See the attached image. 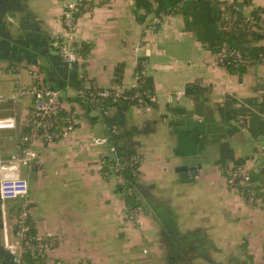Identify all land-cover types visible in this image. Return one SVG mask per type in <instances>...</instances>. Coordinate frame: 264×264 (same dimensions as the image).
<instances>
[{
  "label": "crops",
  "instance_id": "crops-1",
  "mask_svg": "<svg viewBox=\"0 0 264 264\" xmlns=\"http://www.w3.org/2000/svg\"><path fill=\"white\" fill-rule=\"evenodd\" d=\"M62 1L0 0V95L30 85L37 72L60 90V116L71 113L75 124L68 138L37 144V167L22 170L31 228L54 241L45 264H264V200L246 203L214 164L226 145L234 160L264 169V133L252 123L253 116L264 120V66L222 68L186 30L175 3L198 2L209 16L208 0H106L76 16L73 47L80 57L68 66L59 55ZM247 3L264 9V0ZM157 18L154 32H146ZM138 61L147 65L153 91L147 106H112L101 123L77 100L81 76L102 88L131 89ZM30 109L28 99L3 103L0 116L19 121ZM186 118L207 120L205 127L214 121L203 157L202 150L195 157L175 155L173 126ZM113 128L118 149L140 157L134 179L101 173L107 148L91 139ZM21 132L19 125L1 132L4 156L14 152ZM126 184L135 187L144 210L139 227L124 220ZM15 211L12 203L0 206V264H12L4 244H15Z\"/></svg>",
  "mask_w": 264,
  "mask_h": 264
},
{
  "label": "built area",
  "instance_id": "built-area-1",
  "mask_svg": "<svg viewBox=\"0 0 264 264\" xmlns=\"http://www.w3.org/2000/svg\"><path fill=\"white\" fill-rule=\"evenodd\" d=\"M223 4L221 13L222 30L228 32L233 25L244 29L245 33H255L264 37V9H255L250 3L243 0H214ZM106 0H63L62 23L64 37L59 47V55L62 62L68 66L75 64L80 53L73 47L75 39V18L77 15L89 13L94 7L101 5ZM176 8L179 3H175ZM162 18V15L159 16ZM241 18V24L238 23ZM159 18L151 22L146 32L153 33L159 25ZM235 27V28H236ZM215 62L222 68H244L246 71L255 66H264V55L258 59H252L244 55L238 49L228 47L225 44L214 55ZM133 76V88H140L134 94H127L129 90L114 85L102 88L89 81L84 76L79 78L76 89V98L82 104L89 106L98 118L105 123L108 118L111 104L120 101L141 104L145 99L153 101L154 96L146 90H141L143 82L148 76V67L143 61L136 63ZM11 70H14L11 68ZM14 72V71H13ZM32 83L28 86L18 85L7 96L0 95V105L3 103L17 104L22 100H30L31 109L21 119L14 116H0V206L4 210L7 203H16V211L13 215V234L15 244L5 240L4 248L9 249L12 264H26L25 256L37 261V264H45L48 249L54 241L40 234L30 235V217L32 200L29 195L28 182L22 176V170H34L37 167L38 154L36 145L50 146L55 142L64 140L74 131V119L72 114L66 112L61 117L62 102L60 90L50 86L37 72L32 74ZM22 132L19 135L14 152L6 157L3 154L1 144V132L15 130L17 126ZM116 130L113 128L109 134L102 137H94L92 143L98 147L107 148L106 158L102 162L101 173L104 177L128 176L134 179L140 172V157L136 154H126L120 151L114 144L113 136ZM258 173L257 167L250 164L229 166L224 172L226 186L249 205L262 204L264 200V176L255 180L254 174ZM126 209L125 222L132 227L142 225L140 216L143 207L138 203L136 189L131 184L124 187ZM128 197L138 205H131ZM63 264V263H58Z\"/></svg>",
  "mask_w": 264,
  "mask_h": 264
},
{
  "label": "trees",
  "instance_id": "trees-1",
  "mask_svg": "<svg viewBox=\"0 0 264 264\" xmlns=\"http://www.w3.org/2000/svg\"><path fill=\"white\" fill-rule=\"evenodd\" d=\"M136 4H142L144 0H134ZM177 1V0H175ZM247 2V0H243ZM179 3V2H178ZM209 3V16L205 13L204 9L199 5L198 2L191 1L186 6L180 8L177 7L178 13L184 15L186 19V30L194 31L197 35L199 42L202 46L215 55L219 49L225 44L228 47H233L238 49L244 55L252 59H258L260 56L264 55V44L260 43L264 41V37L258 36L255 33L248 34L245 33L244 29L239 26L233 25L230 31L224 32L222 30L221 13L223 10V4L214 0H208ZM165 12V11H164ZM167 13V12H165ZM238 23L241 24V18L238 17ZM210 19L213 20L222 31L218 32L210 23ZM236 27V28H235ZM228 39H225L224 36ZM229 36L231 38H229ZM256 43L257 45H254ZM232 71H246L244 68H226ZM147 79V78H146ZM140 88H133L128 91L127 94H134ZM141 90H146L150 92L153 96V91L147 86V80L142 84ZM264 98V97H263ZM264 100V99H263ZM111 107L123 106V107H133V106H147L151 101L145 99L141 104L136 102L126 103L120 101L119 103L111 104L109 100L106 101ZM262 112V111H261ZM66 116V114L64 115ZM63 116V117H64ZM253 122L255 126L259 129L260 133H264V120H260L256 116H253ZM222 123H225L222 121ZM208 121H202V124L198 122L191 121L190 119H182L176 121L173 126V131L176 136V148L175 155L178 157H195L202 150V157L204 154L205 143L208 141V135L213 133L214 121H211V125L207 126ZM209 125V124H208ZM202 137H198L201 134ZM126 154H128L126 152ZM129 155V154H128ZM230 159L233 163L232 166H238L244 164L243 160H234L233 155L226 145H220V152L218 154V159L214 162L215 166L221 169L223 172L229 167L227 166V161ZM264 176V171L258 169V173L254 174L253 178L255 180L261 179ZM129 203L131 205H138L137 202L132 201V198L128 197ZM16 203H12V208H16ZM35 234L34 230L30 229V235ZM26 264H37V261L25 256Z\"/></svg>",
  "mask_w": 264,
  "mask_h": 264
},
{
  "label": "rangeland",
  "instance_id": "rangeland-1",
  "mask_svg": "<svg viewBox=\"0 0 264 264\" xmlns=\"http://www.w3.org/2000/svg\"><path fill=\"white\" fill-rule=\"evenodd\" d=\"M218 2V1H217ZM220 2V1H219ZM221 3V2H220ZM264 171V169H262Z\"/></svg>",
  "mask_w": 264,
  "mask_h": 264
}]
</instances>
